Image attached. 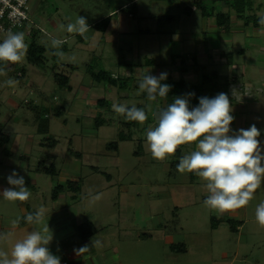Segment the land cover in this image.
<instances>
[{
	"label": "rangeland",
	"instance_id": "1",
	"mask_svg": "<svg viewBox=\"0 0 264 264\" xmlns=\"http://www.w3.org/2000/svg\"><path fill=\"white\" fill-rule=\"evenodd\" d=\"M127 1L29 0V14L35 18L41 30L26 23L13 28L12 32H23L27 43L33 37L37 44L43 45V63L34 65L24 59L21 63H15L16 66L0 61V66L7 72L6 76H0V124L10 110L4 99L8 96L21 102L20 98L23 97L24 104H19L11 112L24 123L19 121L12 127L18 128L19 133L23 132L28 135L27 139L32 140L30 153H23L20 160V166L26 164L27 168L21 169L19 174L24 177L25 186L32 195L27 202L20 203L6 201L0 195V215L21 219L42 207L49 229L56 233L73 230L79 236L78 227L83 222L90 223L100 232L114 229L117 225L120 229L148 232L153 238L144 243L157 251L151 255V260H157L156 264H264V227L255 219L256 206L264 201V181L247 207L224 213L207 208L203 202L208 195L206 182L195 173L182 174L176 168L181 156L196 150V143L180 145L179 151L164 161L154 159L148 151L146 131L157 122L160 110L158 102L156 104L143 97L139 88H135L132 83L119 89L103 82L98 84L100 90H90V98H85V102L80 87L92 82L89 73L82 71L89 58H92L95 69H104L112 75H130L134 81H138L147 72L157 77L161 73H166V78L177 77L181 75V70L170 63L169 56L174 54L175 62H178L179 56H195L198 62L204 63L197 70L196 79L202 73L209 74L213 70L220 75L212 79L213 82L221 81L224 76H236L239 79L228 86L233 98L230 103L234 116L230 127L235 132L255 124L260 130L257 139L264 151V57L258 58L259 51L264 49L263 39L251 33L236 32L232 39L233 45L223 48L229 52L226 64L216 51L211 55V61H206L205 56L199 55V46L203 45L204 39L213 41L208 34L212 31L209 23L213 19L202 17L199 8L180 13L181 8L184 5L189 7L193 0H175L172 5L160 0ZM236 2L238 0H201L207 9L212 7L214 13H228L230 17L235 16L236 10L232 4ZM251 2L264 8V0H250L244 3L242 15L246 7L250 8ZM123 3L129 6L130 3L135 4L136 11L132 18L120 9ZM113 8L116 10L108 12ZM248 12L249 15L253 14L250 10ZM164 14L173 15L174 19L165 20ZM106 15H109L108 21L116 18V24L106 29L107 21L105 31L91 28L88 24L90 31L86 34L87 40L60 28L61 24L74 22L78 16L85 17L90 23ZM158 15L162 17L161 21L157 20ZM130 23L132 28L128 29ZM248 24L255 26L251 21ZM24 27L30 33H26ZM123 29L125 32H120ZM114 31L117 32L116 38L113 37ZM164 32L172 35L170 40L160 36ZM6 34L0 31V42ZM51 38H64L66 41L62 45L65 46L64 50L59 49L64 53L63 59L52 54L57 49L51 48ZM73 56L75 62L70 59ZM144 58H153L155 65L143 66L141 63ZM56 59L59 60L56 62ZM11 65L24 69L26 75L35 76L30 83L25 82L33 89H20L19 84L15 87L5 85L9 78L17 80ZM54 71L66 75L75 71L70 75L73 94L54 82ZM185 75L186 80L192 81L190 76ZM11 89H16V93L11 92ZM40 90L45 92L42 101L48 107L50 135L37 131L33 110L30 106L27 108L29 104L25 103L31 99L29 101L35 104ZM22 91L26 94L18 95ZM102 92L110 101V109L106 105L101 108L95 103V98H99ZM113 104L146 107L148 122L145 121L143 125L138 122L130 124L113 111ZM40 105L37 102L38 109ZM96 115L103 119L98 125L93 117ZM6 127L9 129L11 125L6 124ZM121 133L127 138L120 140ZM110 142H116L115 149L108 148ZM66 151L70 152L71 157H75L74 152L80 153L76 158L81 163L79 161L75 169L65 167L63 170ZM39 164L50 172L46 173L41 168L34 170ZM50 164L55 171H51ZM0 178L7 179L3 176ZM57 185L62 186V191L53 199L51 194ZM96 194H102L101 199L92 202ZM23 207L25 210L22 212ZM80 216L84 217L83 221H80ZM29 228L36 230L34 225ZM171 234L175 236L173 243L169 237ZM54 239L47 247L56 245L57 241L64 238ZM164 245H172V250L184 246L187 252H176L170 259L171 255L167 251L162 253Z\"/></svg>",
	"mask_w": 264,
	"mask_h": 264
},
{
	"label": "clouds",
	"instance_id": "2",
	"mask_svg": "<svg viewBox=\"0 0 264 264\" xmlns=\"http://www.w3.org/2000/svg\"><path fill=\"white\" fill-rule=\"evenodd\" d=\"M258 15V23L264 25V14ZM60 28L86 40V34L90 31L83 16L66 25L61 24ZM65 42L60 38H51V48L57 49L52 54L63 59L64 53L59 49ZM28 46L23 32L9 30L0 42V61L21 63L26 58ZM70 59L75 62L76 58L73 56ZM6 75L5 68L0 67V76ZM165 78L166 73H161L159 77L148 72L143 74L138 84L139 93H146L149 101H156L157 97L166 98L171 86L161 83ZM17 84L18 81L13 78L5 81L7 86L15 87ZM112 108L126 121L143 125L148 119L144 108L135 104L130 107L113 104ZM232 111L229 97L223 92L211 98L199 97L198 105L191 108L188 98L177 96L159 110L155 126L146 131L148 151L158 161L175 155L180 145L196 143V150L180 157L177 171L182 174L195 173L205 181L208 195L203 201L204 205L220 213L247 207L264 181V151L257 139L260 130L253 124L248 129L233 132L230 127L234 120ZM7 182L12 187L0 192L6 201L29 200L32 194L25 186L23 176L13 170ZM101 195L93 196L92 202L100 200ZM44 217L45 212L41 207L23 218L29 225L36 226V230L29 231L23 239L15 242L11 258L7 252L0 251V264H60L59 257L47 247L52 235ZM255 219L264 227V201L256 206ZM19 223L20 217L11 221L13 228ZM10 236L11 233L0 234V240H7Z\"/></svg>",
	"mask_w": 264,
	"mask_h": 264
},
{
	"label": "crops",
	"instance_id": "3",
	"mask_svg": "<svg viewBox=\"0 0 264 264\" xmlns=\"http://www.w3.org/2000/svg\"><path fill=\"white\" fill-rule=\"evenodd\" d=\"M160 1L163 3L166 2L170 5H172L175 0H172L171 3H169L167 0H160ZM185 6L186 5H184L181 8L180 13H188L189 11H194L197 9L196 5L191 4L188 7V9H184ZM249 6H250V8L247 7L246 10L243 12V15H245L246 13L249 14V12H248L249 10L253 13V15H256V17L259 16L258 14H264V8L263 7H262L263 9L260 8L259 5H256V2H251L249 4ZM115 10H116V8H113V9L109 10L108 12L115 11ZM135 11H136V9H135ZM212 13H214V9H213ZM234 14H235L234 17H230L227 13L228 24H227V27H225V28L222 26L219 27L216 25L215 20L213 18L214 16H212V15L211 16H202V17H212V19H213V22L209 23V28L212 31H210L208 33L209 39H213V41L209 42V41H206V39H204L203 45L199 46V55L205 56L204 60L209 61L210 59H212L211 55H213L216 51L218 56L224 59L223 63L226 64V62H228L227 54L229 52H225V50H223V48H227L229 46L231 47L233 45L232 39H233V37H235L234 33H236V32H247L248 34L251 33L254 37L259 36V38L263 39V42H264V37L261 38V36H264V25L259 24V25H255L254 27H251V26H249L248 23L247 24L245 23V20L242 18V16H239L240 14H242V12H236ZM133 16L134 15L130 14L131 18ZM131 18H130V21L132 20ZM115 20H116V18L114 20L108 21V25H107L106 29L109 27H112V25H115L116 24ZM92 23H93V21L88 23V24H90V26H91ZM119 25H120V23H119ZM91 28H92V26H91ZM130 28H132L131 23H130V26L128 29H130ZM218 28L221 30L219 31ZM124 29L126 30V28H124ZM124 29L120 32H125ZM114 33H115V31H114ZM116 34H117V32L115 33V36H113V37L116 38ZM183 34H186V33H183ZM160 36L162 38H165L167 41H168V39L170 40V38L172 37V35L170 36L166 32L160 33ZM235 43H237V41H235ZM221 45H223V46L221 47ZM262 47H264V43H263ZM170 56H169V61L171 63ZM261 57H264V49L261 52L259 51V57L258 58L261 59ZM175 59L176 58L174 57V60ZM177 59H179V58H177ZM184 60H185L184 61L185 64L187 65V69L182 70L180 72L181 75H179L177 77H182L184 79V81H186V82L196 81L197 80L196 79L197 70L201 66L203 67L204 63L198 62V60L195 58V56L185 57ZM193 60H195L200 65L194 66L192 64ZM263 60L264 59H262V61ZM218 63H222V62H218ZM259 63H261V62H259ZM261 64H263V63H261ZM14 65H16V64H14ZM172 65L174 66L176 64L172 63ZM11 66L14 68V72H15L14 75L18 80V84H19L20 89L27 88V91L31 90L32 87L31 86L29 87L27 85V83H25V82L29 81V83H30L31 80L35 79V76L26 75L20 69L19 70L22 72V75L16 76L18 71L16 72L15 68L17 65L15 67L13 65H11ZM68 66H70V65H68ZM176 66L179 68L178 65H176ZM227 66H229V65H227ZM13 68H12V71H13ZM74 70H76V69L74 68ZM82 71H84V68ZM72 72L73 71H71L67 75L70 88H67V87H63V88L68 93L73 94L74 92L72 90H74V89H72V85H71L72 80L70 79V75L75 73V71L73 73ZM119 73H120V71H119ZM183 74L190 76L192 81L186 80V78L183 76ZM192 76H193V78H192ZM216 76L218 77L220 75L217 73ZM177 77H173V78H177ZM40 78H42V77H40ZM228 79H229L228 80L229 82L227 85V93H228L227 95L229 97V100L233 101V98L229 94V87L228 86L231 82L238 81L239 79L236 76H230ZM92 82H93V80H92ZM92 82L90 84L80 85V87H82L81 91L83 93L82 96L84 97V99L90 98V97H88V93L90 92L91 89H99L100 90L99 85H98L99 83L94 82V84H93ZM38 88L40 89L41 86L39 85ZM241 90H242V88H241ZM11 92H13L15 94L16 89H11ZM44 93L45 92H42L41 90L38 91V93L36 95L38 103L43 104L42 100H44ZM22 94H26V93H24V91H22V93H20L18 95L23 96ZM101 97H104V92H102V95L99 96V98H101ZM99 98H95V100L99 99ZM15 99L16 100L11 99L8 96L4 99L5 100L4 103L9 105L10 110H9L8 116L3 117V123L0 124V176H3L5 178H7L8 175H10L13 170L16 173L21 174V169L23 170L24 168H27L26 164L23 166H20V164H21L20 160L23 158V153H30L31 144H32V140L27 139L28 135H24L23 132L19 133L17 131L18 128L12 127V125H17L19 121L23 122L22 120H20V118H17L16 116H14L13 111L11 112V110L17 109L19 107V104H21L24 101L23 97L20 98L21 102H19L17 100V98H15ZM86 99H85V102H86ZM29 100H31V99H29ZM29 100L26 103V104H29V105H27V108H28V106L33 105V103H31ZM37 102L35 104H37ZM87 102H90V101L88 100ZM0 103H2V102L0 101ZM95 103H96V101H95ZM22 104H24V103H22ZM156 104H157V102H156ZM60 108H61V106H60ZM62 109H63V107H62ZM108 109H110V106ZM87 110H90V109H87ZM87 110H84V111L88 112ZM47 112H48V109H47ZM47 112H46V117L48 119ZM95 114H93V115H95ZM6 124L11 125V128L8 129V127H6ZM47 124H48V127H47L48 130L46 133L49 132V120H47ZM48 135H50V134L48 133ZM53 147H51V148H53ZM70 155H71L70 152L66 151V153L63 157L65 160L64 165H62L63 170L65 167H67V168L71 167V168L75 169L76 165L80 161V160L78 161L79 158H76L73 156L71 157ZM80 163H81V161H80ZM37 166H38L37 167L38 169L36 167L34 168V170H36V171H38L39 168H42V166L40 164ZM108 181H109V179H108ZM8 187H12V186L8 184L7 179L0 178V192H2L3 189L8 188ZM61 191H62V189H60L57 192L56 197L53 199H56L58 196V193ZM53 201L55 202L58 200H52V202ZM70 201H72V200H70ZM24 210H25V207H23L22 212ZM24 214H26V213H24ZM11 217L12 216H9V215H7V216H3L2 214L0 215V234L11 233V236L9 237V239L0 240V251L7 252L9 255V258H11V250H12V247L15 244V242L23 239L28 234L29 231L33 230V229L29 228L30 225L28 223H24L21 225L18 224L15 228H13L11 221L16 219V217L15 218L13 217L14 219ZM83 218H84L83 216H80V221L81 220L83 221ZM52 231L53 230H50V233ZM140 231L141 230H132L131 231V230H127V229H120L117 225L116 228H114V229L110 228L109 230L105 229L103 232H100L99 229L98 230L95 229L85 239L79 238L80 236H78V234H76V232L73 230H65L64 232L60 231L57 233L55 231H53L52 238H55L54 240H57L56 237L57 238H64V239L57 241L56 245L48 247V248H49L50 252L52 254L58 256L60 260H66L67 264H156L157 260H155V259L151 260V257L157 251H155V249H153L152 247H149L148 245H146L144 243L145 241L151 240L153 238V236L151 234H148V232L143 233ZM159 232L160 231L158 230V233ZM169 237L171 239V243H173L175 240V236L173 234H171V235H169ZM171 246L164 245L162 247V253L164 254V252L167 251V253H169L171 255L170 259L173 258L172 254H175L176 252L177 253H186L187 252V249L184 248V246H183V250L175 249L177 251L172 250ZM146 254H149V256L147 255L148 258L146 257Z\"/></svg>",
	"mask_w": 264,
	"mask_h": 264
},
{
	"label": "trees",
	"instance_id": "4",
	"mask_svg": "<svg viewBox=\"0 0 264 264\" xmlns=\"http://www.w3.org/2000/svg\"><path fill=\"white\" fill-rule=\"evenodd\" d=\"M129 1V0H128ZM127 1V2H128ZM169 3L172 2V0H167ZM125 2V3H127ZM245 2H250V0H238V2L232 4L233 7L235 8L236 12H242L243 11V6ZM123 3V7L120 8L122 9V11H126L127 13H130L131 15L135 14V4L134 3H130V6L128 4ZM192 5H196L197 8L200 9V15L201 16H214V20L217 26H222V27H227L228 24V15L227 13H222V12H218V13H212L213 9L212 7H210L209 9H207L205 6H203L201 4V0H193V2L191 3ZM247 8V7H246ZM184 9H188V7H184ZM164 19L167 21H171L172 19H174L173 15L170 14H164L163 15ZM239 16H244V20L245 23L247 24L248 21H251L253 25H259L258 17H253L252 15H249L248 13H246L245 15L240 14ZM109 15H106L100 19H97L95 21H93V23L91 24L92 28L98 29L100 31H104L105 29V24L108 21ZM162 17L161 16H157V20L161 21ZM28 33H30V31H28ZM28 51H27V55H26V61L29 62L30 64H34V65H40L43 63V52H44V47L43 45L37 44L34 40V38L30 37V39L28 40ZM65 46H61L60 50H64ZM91 59L89 58V61L86 62L84 64V70L86 72L89 73V75L92 77V80L100 83L103 82L105 85H110V86H114L117 88H121L124 89L126 87H128L129 85H132L135 88H138V84L139 81L141 79V77L139 78L138 81H134L133 78H131L130 75H122V76H118V75H112L110 74V72L104 70V69H95V67L93 66V64L91 63ZM171 59V64L174 63L176 65L179 66L180 70H186L187 69V65L185 64V58L184 56H179L178 62H175L174 60V54H171L170 56ZM59 59H56L55 61L57 62ZM124 63V62H122ZM125 65H129V63H124ZM143 66L145 65H155L154 64V60L153 58H144V60L141 63ZM192 64L194 66H199L200 64H198L195 60L192 61ZM70 66H72L71 64H68ZM1 67V66H0ZM202 67V66H201ZM22 69V68H21ZM20 69V70H21ZM19 70V67L15 68V71L19 73V75L16 76H20L22 75V72H24V69H22L21 71ZM13 72H14V68H13ZM15 73V72H14ZM217 72L214 70L209 74H201V77L199 75V79H197L194 82H186L184 81V79L182 77H177V78H173V77H167L164 80L161 81L162 84H168L170 85V91L167 94L166 98H160L157 97V100L155 102H158L160 104V109L166 107L168 104H170L171 102H173V99L177 96H184L186 98L189 99V107H193V106H197L199 103V97L202 96H207L209 98L214 97L215 95H217L220 92L223 93H227V85H228V78L226 76L223 77V79L221 81H212V79H216ZM53 80L54 82L62 87H67L70 88V85L68 83V76L66 74H62L60 72H53ZM205 86V88H204ZM210 86V87H209ZM213 87V89L211 88ZM189 93H194V95L192 96H188L187 94ZM141 95H143V97H147L146 93H141ZM28 101V100H27ZM27 101L25 103H27ZM97 105H99V107H103L106 105L107 108H109L110 106V102L108 101L107 98L101 97L99 99L95 100ZM143 105H141L142 107ZM130 107V106H129ZM139 107V105L137 106ZM30 108H32L33 110V116L36 118V123H37V131L41 132V133H46L48 130V124H47V117H46V112L48 107L45 106V104L40 105V109L37 108V104H33L30 105ZM144 110L146 111V107H143ZM125 119V118H124ZM94 120H95V124H99V122L103 121V119L101 117H99V115L94 116ZM100 122V123H101ZM130 124L136 123L135 121H127ZM148 122V121H146ZM129 137V136H128ZM49 138V137H48ZM127 137H125L122 133L119 134V139L123 140L126 139ZM53 139V138H52ZM54 144V139H53V143ZM108 148H116V142H110L108 143ZM179 150L177 149L176 152H178ZM178 154V153H177ZM74 156L75 157H79L80 153L79 152H74ZM49 168H51V171H55L54 167L50 164ZM40 169V168H39ZM42 171L44 172H50L48 169L45 170L44 168ZM69 186V184H68ZM62 189L61 185H57L55 186V190L52 191L51 197L55 198L57 195V192ZM228 222H231L230 219H228ZM26 223L24 221L23 218L20 219V225ZM79 229V236L82 239H85L88 235H90L95 228L87 222H83L82 224L79 225L78 227ZM179 247V246H178ZM177 250H183V248H176Z\"/></svg>",
	"mask_w": 264,
	"mask_h": 264
},
{
	"label": "built area",
	"instance_id": "5",
	"mask_svg": "<svg viewBox=\"0 0 264 264\" xmlns=\"http://www.w3.org/2000/svg\"><path fill=\"white\" fill-rule=\"evenodd\" d=\"M29 12V0H0V31L7 33L9 30L12 31L13 28L24 26L26 23L41 30ZM24 29L28 33L29 30L25 27ZM17 75H19L18 72ZM60 264H67V261L60 260Z\"/></svg>",
	"mask_w": 264,
	"mask_h": 264
}]
</instances>
